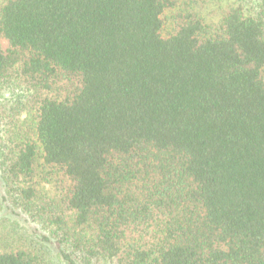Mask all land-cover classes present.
Masks as SVG:
<instances>
[{
    "label": "trees",
    "instance_id": "trees-1",
    "mask_svg": "<svg viewBox=\"0 0 264 264\" xmlns=\"http://www.w3.org/2000/svg\"><path fill=\"white\" fill-rule=\"evenodd\" d=\"M180 2L0 0V264H264V0Z\"/></svg>",
    "mask_w": 264,
    "mask_h": 264
},
{
    "label": "rangeland",
    "instance_id": "rangeland-1",
    "mask_svg": "<svg viewBox=\"0 0 264 264\" xmlns=\"http://www.w3.org/2000/svg\"><path fill=\"white\" fill-rule=\"evenodd\" d=\"M256 2L257 0H191L188 9L198 14L210 26L211 33L215 34L219 32L222 17L231 7L241 4L244 8L249 9ZM181 9L183 10L184 6L180 2L176 7L164 11L162 15L163 35H167L172 30L173 15ZM1 46L3 49L7 47L6 39H1ZM6 120L7 118L0 117V133L9 125L7 123L9 120ZM46 189L51 190L49 185H46ZM5 198L4 185L0 178V246L16 245L23 242L31 244L33 242L32 246L41 247L39 236L44 234V229L41 225L31 221L25 213L12 207ZM45 245L51 255L55 257L57 252L55 247L51 244L45 243ZM53 259L56 260V258Z\"/></svg>",
    "mask_w": 264,
    "mask_h": 264
}]
</instances>
